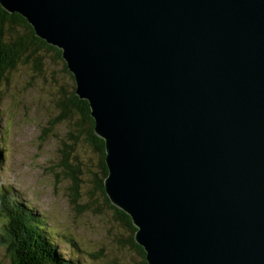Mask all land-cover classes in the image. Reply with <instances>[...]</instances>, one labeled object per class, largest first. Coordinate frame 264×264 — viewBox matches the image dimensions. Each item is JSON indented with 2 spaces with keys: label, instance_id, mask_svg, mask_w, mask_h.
I'll return each mask as SVG.
<instances>
[{
  "label": "water",
  "instance_id": "water-1",
  "mask_svg": "<svg viewBox=\"0 0 264 264\" xmlns=\"http://www.w3.org/2000/svg\"><path fill=\"white\" fill-rule=\"evenodd\" d=\"M61 50L147 264H264V0H0Z\"/></svg>",
  "mask_w": 264,
  "mask_h": 264
},
{
  "label": "rangeland",
  "instance_id": "rangeland-1",
  "mask_svg": "<svg viewBox=\"0 0 264 264\" xmlns=\"http://www.w3.org/2000/svg\"><path fill=\"white\" fill-rule=\"evenodd\" d=\"M42 55L40 70L21 62L0 81V184L44 218L63 257L79 256L84 264H139L129 231L103 199L100 154L78 131V116L51 122L60 113L63 90L68 95L74 82L52 50ZM1 222L0 217V233ZM9 256L0 241V264H11Z\"/></svg>",
  "mask_w": 264,
  "mask_h": 264
},
{
  "label": "trees",
  "instance_id": "trees-1",
  "mask_svg": "<svg viewBox=\"0 0 264 264\" xmlns=\"http://www.w3.org/2000/svg\"><path fill=\"white\" fill-rule=\"evenodd\" d=\"M50 50L62 61L64 70L74 82L72 74L67 70L61 57V50L37 37L32 26L23 16L17 12L10 13L0 5V81L6 71L13 69L21 62H31L35 70H40L41 60L44 58L42 51ZM74 90L75 82L71 90L67 92L68 95L63 90L62 96L57 101L60 113L51 122H59L64 119L70 121L74 115L78 116L76 121L78 131L84 132L85 140L89 143V146L100 154V167L103 178L107 173L104 163L103 140L93 132V119L89 115L88 102L85 99L78 98ZM64 166L71 171V175L72 172L74 175L70 164L64 163ZM98 180L101 183L100 190L103 199L111 209L113 217L119 220L121 225L130 233V245L141 258L139 264H147L144 249L134 242L135 227L132 225L130 217L109 202L107 196H105L101 178ZM73 185L76 190L77 183L75 179H73ZM18 196L19 194L15 190L8 189L0 184V217L2 218L0 241L5 250L7 249V255H10L11 264H84L79 260V256H75V258L74 256L63 257L45 226L44 218L36 213L34 208L27 204L25 200L19 199ZM65 237L75 244L71 236L65 234ZM81 253L91 254L85 251ZM74 254L79 253L75 252Z\"/></svg>",
  "mask_w": 264,
  "mask_h": 264
},
{
  "label": "bare ground",
  "instance_id": "bare-ground-1",
  "mask_svg": "<svg viewBox=\"0 0 264 264\" xmlns=\"http://www.w3.org/2000/svg\"><path fill=\"white\" fill-rule=\"evenodd\" d=\"M7 191V190H6ZM19 200V199H18Z\"/></svg>",
  "mask_w": 264,
  "mask_h": 264
}]
</instances>
